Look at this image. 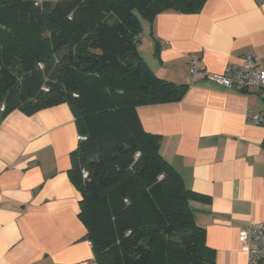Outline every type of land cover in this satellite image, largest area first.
Wrapping results in <instances>:
<instances>
[{
    "label": "crops",
    "instance_id": "crops-1",
    "mask_svg": "<svg viewBox=\"0 0 264 264\" xmlns=\"http://www.w3.org/2000/svg\"><path fill=\"white\" fill-rule=\"evenodd\" d=\"M144 20L148 55L138 45L140 54L186 91L178 101L139 105L140 122L161 136L160 152L186 188L205 196L190 206L215 264H248L240 232L264 222V125L246 114H264V94L193 77L189 62L198 57L219 74L256 52L264 66V0H206L198 12L168 9ZM79 135L67 102L32 114L16 108L1 120L0 264H98L70 176Z\"/></svg>",
    "mask_w": 264,
    "mask_h": 264
},
{
    "label": "trees",
    "instance_id": "trees-1",
    "mask_svg": "<svg viewBox=\"0 0 264 264\" xmlns=\"http://www.w3.org/2000/svg\"><path fill=\"white\" fill-rule=\"evenodd\" d=\"M205 2L0 0V122L16 108L70 105L81 137L70 176L98 264H215L190 206L205 196L186 188L136 111L186 91L140 54L141 18Z\"/></svg>",
    "mask_w": 264,
    "mask_h": 264
},
{
    "label": "built area",
    "instance_id": "built-area-1",
    "mask_svg": "<svg viewBox=\"0 0 264 264\" xmlns=\"http://www.w3.org/2000/svg\"><path fill=\"white\" fill-rule=\"evenodd\" d=\"M189 72L193 77L207 76L227 88H256L264 94V66L256 52L244 54L240 62H228L219 74L208 73L200 59L194 56L189 62ZM246 116L254 123L264 125V114L248 111ZM240 242L247 253L248 264H264V222H250L240 232Z\"/></svg>",
    "mask_w": 264,
    "mask_h": 264
},
{
    "label": "rangeland",
    "instance_id": "rangeland-1",
    "mask_svg": "<svg viewBox=\"0 0 264 264\" xmlns=\"http://www.w3.org/2000/svg\"><path fill=\"white\" fill-rule=\"evenodd\" d=\"M141 22H142V24H143L144 26H146V21H145L143 18H141ZM142 32H143V31H142ZM144 34H145V33H144ZM144 34H143V35H144ZM140 38H141V37H140ZM142 41H143V43H142ZM145 43H146V41L139 39V40H138V44H137V46H138V45H141V47H142V52H143L144 55H146V57H147L148 52H147V49L145 48L146 46H144ZM39 67H42V65L40 64Z\"/></svg>",
    "mask_w": 264,
    "mask_h": 264
}]
</instances>
